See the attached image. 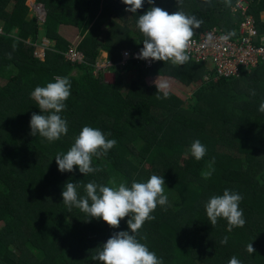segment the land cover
<instances>
[{"label": "trees", "instance_id": "1", "mask_svg": "<svg viewBox=\"0 0 264 264\" xmlns=\"http://www.w3.org/2000/svg\"><path fill=\"white\" fill-rule=\"evenodd\" d=\"M26 1L0 4V264H100L92 257L113 233L130 231V217L112 228L69 209L62 197L65 184L76 183L83 196L89 182H125L130 187L133 180L147 182L154 174L164 177L168 203L157 206L155 219L143 224L137 238L146 237L141 243L164 264H228L233 256L241 264H264V113L259 111L264 61L239 68L233 77L217 76L212 63L208 69L207 63L191 59L181 66L171 61H157L150 68L134 61L116 65L122 50L143 48L137 20L150 7L169 14L182 10L202 20L196 34L210 28L230 34L239 20L229 12L236 0H182L179 5L177 0H154L152 5L144 0L135 14L125 11L122 0H35L46 11L41 25L29 16ZM242 1L258 33L264 34V16L259 19L264 0ZM64 25L81 35V64L65 59L70 43L59 33ZM41 37L53 41L42 59L35 55ZM100 51L114 64L113 83L93 75ZM121 68L133 71L132 79L123 81ZM56 76L71 82V95L60 113L68 133L48 142L30 134L32 114H50L41 112L31 93L55 82ZM153 76L197 84L189 98L193 102L172 92L164 98V92L144 82ZM155 99L166 106H155ZM86 125L117 144L106 156L93 157L92 166L101 171L84 175L74 166L62 173L55 156L66 153ZM197 139L207 148L200 161L190 151ZM213 157L215 171L205 179ZM225 189L243 196V227L230 229L223 218L213 227L208 220L205 204ZM224 237L227 244H221ZM249 243L253 254L246 250Z\"/></svg>", "mask_w": 264, "mask_h": 264}, {"label": "clouds", "instance_id": "2", "mask_svg": "<svg viewBox=\"0 0 264 264\" xmlns=\"http://www.w3.org/2000/svg\"><path fill=\"white\" fill-rule=\"evenodd\" d=\"M122 2L128 6L125 11L133 14L144 6V0H122ZM147 2L152 5L154 0H147ZM227 2L230 3V0H227ZM29 3L27 5L26 2V5L31 11V16L36 18L37 11L42 8L45 19L46 11L44 6L35 0H29ZM181 3L182 0H177L178 5ZM236 3H241L245 7L243 14H241L239 9L231 12ZM246 10L247 2L245 3L242 0H236L229 7L231 16L237 15L239 17L238 21L232 23L234 28L230 34L226 32L220 33V30L216 28H210L203 32L213 29L217 33L226 34L221 39L227 41L229 37L237 34L238 26L242 22L243 16H248L252 20L255 32L252 44L258 45L260 38H264V35L258 33L254 18L247 14ZM259 19L262 18L259 17ZM202 23V20L197 19L195 16H190L182 10L169 14L168 11L161 7H150L143 15H139L137 20V27L145 37L143 48L122 51H138L139 54L136 58L151 59L155 61L153 64H156L157 61H171L175 65H184L190 60L189 49L193 44L192 38L196 34L195 30L199 29ZM79 42L76 43L77 46ZM43 45H45L44 48L50 47L53 45V41L42 37L40 43L35 47V55L41 52L40 48ZM143 60L136 63H140L143 66ZM83 62L84 58L81 63ZM120 62L121 57L116 65L123 67L128 61L124 65ZM103 64H106V66L101 67ZM208 65L205 64V67L207 68ZM113 66L114 64L108 59L107 53L100 51L93 64V75L98 77L99 71L110 70ZM150 67L145 66V68ZM54 80L55 82L47 83L45 87H36L31 93L41 112H50V114L33 113L30 120V134L34 137L39 134L41 137L46 138L48 142L57 141L68 133L67 120L62 118L60 113L66 109L65 102L71 95V82L68 77L61 76L54 77ZM157 87L158 90L166 89L168 85L167 83H161ZM255 94L253 90L251 95L254 96ZM167 95L168 93L165 91L164 98H167ZM157 98L159 99L160 97L158 96ZM259 111L264 113V102L260 104ZM110 135L111 133H108V136ZM116 144L117 141L115 139H108L100 129L86 125L66 153L56 154L55 161L59 171L62 173L66 171L72 172L74 166H78L79 172L87 175L101 171V169L92 166L93 157L106 156L108 151L115 147ZM190 151L197 161L203 159L207 154L206 146L199 139L193 141ZM214 164L215 158L213 157L208 161V171L203 173L205 179L210 178L214 173ZM111 184L112 186H105L89 182L84 185L85 195L81 196L77 191L79 186L76 183L67 182L62 192L63 202L68 205L69 209L75 207L87 214L88 218L102 219L112 228H118L121 220L130 217L127 220L130 231L113 233L92 259L99 261L100 264H164L162 258H158L156 253L149 250L145 243H141V239H146V237L137 238L143 224L146 221L155 219L152 213L157 206H165L168 203V197L165 195L164 177L154 174L147 182L133 180L130 187L126 186L125 182H121L118 186L115 181H112ZM242 199L243 196L240 193L230 189H225L223 195L212 196L205 204L206 214L211 225L214 227L218 222V218H223L227 220L230 229L232 227H243L246 220L243 209L240 208ZM227 241L228 237H224L221 240V244H227ZM246 250L249 254L255 252L252 243L247 245ZM228 264H241V261L233 256Z\"/></svg>", "mask_w": 264, "mask_h": 264}, {"label": "built area", "instance_id": "3", "mask_svg": "<svg viewBox=\"0 0 264 264\" xmlns=\"http://www.w3.org/2000/svg\"><path fill=\"white\" fill-rule=\"evenodd\" d=\"M41 9L36 14L39 24L44 22V11ZM237 9L243 14L245 7L241 3H236L231 12H235ZM252 25L251 18L243 16V20L238 26L237 34L229 37L227 41L221 39L226 34L217 33L213 29L198 33L195 38H192L193 44L189 49L190 59L196 63H212L215 66L217 76H237L239 68L249 65L253 66L258 59L264 60V38H260L258 45L252 44L255 35ZM0 34H2L1 27ZM44 47L45 45L40 48V53H36V56L41 59L43 58ZM138 54V51H122L120 63L124 65L129 60H134L135 62L143 60L136 58ZM64 56L71 63L79 64L83 61V54L77 49L76 43L68 48ZM143 62L148 67L152 66L155 61L148 59L143 60ZM104 66L106 64L101 65V67Z\"/></svg>", "mask_w": 264, "mask_h": 264}, {"label": "rangeland", "instance_id": "4", "mask_svg": "<svg viewBox=\"0 0 264 264\" xmlns=\"http://www.w3.org/2000/svg\"><path fill=\"white\" fill-rule=\"evenodd\" d=\"M3 2H5V0H0V4H2ZM27 5H29V0L26 1ZM29 16H31V14H29ZM70 26H61V28H65L67 34L66 36H64L66 38V40L70 43V44H75L78 43L81 40V35L79 33V31L76 28H71L69 31L68 28ZM106 27H102L101 30H104ZM42 38V37H41ZM40 38V40H41ZM36 52V51H35ZM143 68H145V65L142 66ZM208 69L210 67H207ZM122 75V79L123 81H128L130 79H132V77L134 76V72L132 71L131 73H127L126 71L121 72ZM98 77L100 76L101 79L105 82V83H113L114 81V74L112 71L110 70H104V71H99L98 72ZM161 77V78H160ZM159 78H155L153 77H145L144 78V82L149 85V86H158L161 83H167L168 87L166 89H159L161 92H172L174 95H176L179 99H181L182 101H189L190 103L193 102V99H189L191 97V93L193 92V90L195 89L196 85L195 83H191L188 86H184L182 84H179L176 80L170 78V77H162L160 76ZM207 77L206 75L203 76V80H206ZM158 88V87H157ZM158 100H154V104L155 106L158 107H165L166 104L165 103H157ZM183 162V159L180 161Z\"/></svg>", "mask_w": 264, "mask_h": 264}, {"label": "crops", "instance_id": "5", "mask_svg": "<svg viewBox=\"0 0 264 264\" xmlns=\"http://www.w3.org/2000/svg\"><path fill=\"white\" fill-rule=\"evenodd\" d=\"M263 16H264V14L261 12L260 13V15H259V17L260 18H263ZM72 28V27H71ZM70 27L68 28V30L69 31H72V30H70L71 29ZM59 33L61 34V35H64V36H66V34H67V32H66V30H65V28H61V26L59 27ZM262 35H264V34H262ZM63 36V37H64ZM65 38V37H64ZM66 39V38H65ZM155 78H159L160 76H154ZM161 78V77H160Z\"/></svg>", "mask_w": 264, "mask_h": 264}]
</instances>
